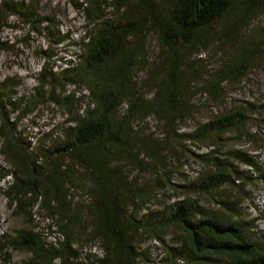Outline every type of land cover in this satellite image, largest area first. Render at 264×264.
Wrapping results in <instances>:
<instances>
[{
    "label": "trees",
    "instance_id": "trees-1",
    "mask_svg": "<svg viewBox=\"0 0 264 264\" xmlns=\"http://www.w3.org/2000/svg\"><path fill=\"white\" fill-rule=\"evenodd\" d=\"M31 3L4 0L0 31L10 15L48 22ZM79 5L88 24L66 67L45 64L17 100L9 90L20 83L0 82V152L10 164L0 163V195L31 223L1 234L0 253L25 251L30 264H264L251 210L264 186V100L238 104L227 92L264 61V27L247 35L264 0ZM211 48L221 51L215 66L201 56ZM70 85L87 93H65ZM48 100L69 118L50 146L34 145L19 117ZM259 136L263 146L253 145ZM186 164L195 171L183 174ZM39 206L56 241L34 224Z\"/></svg>",
    "mask_w": 264,
    "mask_h": 264
},
{
    "label": "rangeland",
    "instance_id": "rangeland-1",
    "mask_svg": "<svg viewBox=\"0 0 264 264\" xmlns=\"http://www.w3.org/2000/svg\"><path fill=\"white\" fill-rule=\"evenodd\" d=\"M3 1L0 0V4ZM28 2H32L31 4L36 8L40 19L47 17L50 21L39 24V22H34L35 18H21L18 15H10L8 16L10 26H4L0 31V82L20 83L16 88L9 90L14 92V99L23 95L27 96L28 93L33 91L34 87L39 85V76L45 64H49V67L57 72L66 67V59L75 58L72 53L79 50L76 43L84 37L88 24L86 15L79 5L83 0H28ZM31 4L30 6H32ZM46 26L47 28H44ZM262 26L264 27V15L253 20L247 34L249 39H257L260 36L259 29ZM54 30L56 32L52 33ZM58 31L61 32V35L69 34L70 39L57 44L59 36L56 35L55 37L54 35ZM148 45L151 54L155 57L159 49L158 39L151 37ZM49 46L51 48L48 50ZM220 52L211 48L209 51H203L201 56L206 58V61L210 62L212 66H215L221 56ZM71 90L78 91L80 95L87 93V90L82 86L75 87L73 85H70L65 93ZM227 92L231 95L230 101H235L238 104L264 100V61H260L257 66L252 67L248 72V76L244 79L228 84ZM85 101L86 99L80 103H85ZM8 111L12 112V117L17 115V112L12 111L11 108H8ZM262 115L264 117V112ZM262 115H259L258 118H261ZM68 118L69 114L66 108H60L48 100L44 104L38 105L34 111L22 114L19 117V129L22 137L31 140L34 145L48 147L54 141L55 136H60V128L67 122ZM157 122L156 118H150L149 128L151 133L157 130ZM191 126H193V123L190 121L187 123V127ZM253 127L256 128L255 125ZM1 141L2 136L0 134V147ZM253 145L263 146L260 136ZM192 148L195 149V146ZM197 148L200 149L201 147ZM188 161L190 163L193 160ZM0 163L10 168V164L1 152ZM194 166L196 168L197 164L195 163ZM193 167H188L187 164L184 165L181 168L182 173H193L195 171ZM6 180H11L10 176ZM256 193V205L258 207L251 210L257 216L259 228L264 230V186H258ZM80 200L81 196H77L75 203H79ZM34 214V224L39 229L44 230L50 240L56 241L58 237L55 234L53 235L56 227L53 224V219L49 218L48 211L39 206L34 209ZM29 225H31L29 217L17 213L5 196L0 195V235L4 232H13L17 227ZM31 259V255L25 251H9V254L0 253V262L6 264H30Z\"/></svg>",
    "mask_w": 264,
    "mask_h": 264
}]
</instances>
